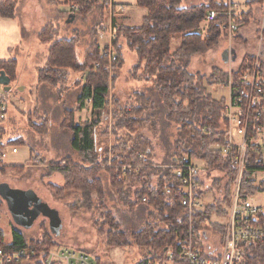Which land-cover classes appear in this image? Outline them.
I'll return each instance as SVG.
<instances>
[{
	"label": "rangeland",
	"instance_id": "1",
	"mask_svg": "<svg viewBox=\"0 0 264 264\" xmlns=\"http://www.w3.org/2000/svg\"><path fill=\"white\" fill-rule=\"evenodd\" d=\"M203 1L184 0L183 5H202ZM232 1L242 5L244 0ZM72 4L74 3L66 0H19L14 14L15 20L21 22L23 36L22 44L16 47L14 52L17 76L10 83L9 92H4L3 87L0 86L8 109L5 120L0 122V145L6 143L14 145L13 148L7 147L12 153L0 162V184H8L17 190H33L50 208L61 214L62 229L58 236H52L48 221L43 218H38L30 229H22L13 223L5 203L0 199V241L4 244H11V234L15 230L24 235L28 248L37 251L43 250L37 248V243L45 238H51L55 245L46 250L61 247L84 252L97 260L98 264H140L153 257V253L147 248L136 247L133 244L115 248L108 247L106 236L103 235L102 230L100 231V228L104 227L105 233L108 228L102 225V220L99 218L97 209L99 200L92 196L91 205L84 207L80 205V195L77 192L66 191L57 194L52 187H63V178L60 174L47 177V167L51 164L64 167L66 160L82 165L81 158L71 148L73 133L70 126H73L75 121L79 125L96 122V149L102 151L100 153L102 159H109V152L116 145L117 139L111 132L114 115L119 110L140 107L142 102L136 95L142 94L145 99L149 100L145 106L146 109H143L144 123L140 134L149 142L153 164L158 166L169 164L167 162L172 159L173 146L178 138L176 127L167 121L166 110L156 95L153 82L143 80L142 68L138 72L134 70L137 59L126 48L121 36L116 37L121 61L109 62L108 59L104 61L108 97L105 107L96 117L92 115V105L84 104L81 109L78 108V98L89 74L99 69L96 68L98 62L90 64V68L69 70L65 79L53 87L38 83V71L44 68L48 59V45L41 42L43 34L47 35L51 32L52 36L58 39L76 37L78 63L85 61L93 43L98 47L99 56L104 49L115 54L114 47L111 48L106 41L98 39L100 27H97V24L100 19L97 12H93L84 19L76 18L71 24H67L64 14L69 13L67 7ZM103 13L107 24L109 15L105 11ZM240 14L237 16L242 21H246L245 26L235 34L236 36L223 34L216 46L207 50L203 55L194 57L189 67L191 73L209 77L212 69L216 68L223 73L232 74L244 60L251 58L255 60L254 63L256 59L259 61L260 70L264 73V13L257 17H253L251 13L247 18ZM131 15L130 26L139 25L140 16ZM203 26H200V33ZM180 41V37L171 41L170 50L174 51ZM230 48L236 50V60L230 62V56H228L229 62L223 64L220 60L221 55L224 51H230ZM217 84L207 87L208 93L216 102L226 100L227 90L221 84ZM83 109L85 110L81 112ZM70 111L73 113L71 114ZM80 112L81 115L75 116ZM43 119L47 120L46 123L44 122L45 128L36 132L31 125H42ZM30 150H32V155ZM98 162L101 164V161L98 160ZM20 165H24V169L20 171H14L8 167ZM221 175L219 172H214L211 176H206V185H211L212 182L215 184L217 180L221 181L220 185H224L225 181ZM98 178L101 182L105 206L114 215L121 231L129 236L132 232L140 230L150 210L141 204L133 208L123 206L105 170L98 172ZM156 178L157 176L148 174L144 181L153 186L157 181ZM141 187V183L128 184L124 187L129 203L137 200V193ZM222 189L223 187L206 193L208 196L205 195L207 196L205 198L210 202L221 198ZM156 222L157 220L153 223ZM216 231L214 232L218 233L219 230L216 229ZM155 253L156 257H160L159 253ZM260 264H264V258Z\"/></svg>",
	"mask_w": 264,
	"mask_h": 264
},
{
	"label": "trees",
	"instance_id": "2",
	"mask_svg": "<svg viewBox=\"0 0 264 264\" xmlns=\"http://www.w3.org/2000/svg\"><path fill=\"white\" fill-rule=\"evenodd\" d=\"M77 4L79 10L76 13H65V18L72 14L76 18H86L93 12H97L101 27L106 22L103 7L99 0H66ZM263 1V0H261ZM19 0H2L0 3V19L15 18V10ZM184 0H137V6L145 9L146 14L142 17L138 28H119L117 37L121 36L125 41L126 48L132 52L136 59L135 71L143 69V80L153 82L154 89L163 108L166 110L167 121L173 123L177 131V140L173 146V156L185 153L191 159H198L205 163L206 170L222 171L225 174L226 184L224 197L219 202L206 205L203 211L194 215L193 232L196 237L205 229L217 230L223 235L224 227L211 224L210 220L216 216L225 218L224 207L228 206L231 190L235 181V170L231 160L224 158L221 151H213L212 147L225 144V124L223 113L225 100L216 102L207 91V87L216 85L214 79L218 78L223 83L228 75L213 68L211 75L206 77L199 73L190 72V64L194 57L203 55L207 50L213 48L219 39L225 34L221 26L226 18L221 13L228 9L227 0H204L202 5L184 6ZM209 11H215L219 15L217 19L209 24L207 34L200 35V26L205 15ZM247 18V17H245ZM114 19V18H113ZM112 19V23L113 22ZM238 29L245 26L246 21L235 17ZM41 42L48 45V59L41 70L38 71V83L55 86L64 80L69 70L90 68V64H100L97 71L91 72L82 86L78 98V108L84 106V102L91 98L92 115L97 116L105 107L108 97L107 75L105 72L106 57L101 58L98 47L92 44L91 51L86 55L83 63H78L76 57V37L71 39H58L51 32L43 34ZM177 37L181 38L179 45L174 51L170 50V43ZM118 39V38H117ZM117 40L112 47L115 48L116 61H121V53L117 47ZM254 59H246L241 66L232 73L235 82L239 75L249 70ZM100 62V63H99ZM90 66V67H89ZM0 72H3L10 83L17 76V63L15 60L0 62ZM142 79V78H141ZM217 84V85H218ZM139 96L140 107L134 109H123L115 113L111 132L117 138L116 145L110 150L109 159L100 157L101 150L96 149L95 128L96 122L84 124L83 126H70L73 133L71 148L81 158L82 165H76L66 160L65 166L51 164L47 167V177L60 174L63 178V187H52L57 194L66 191L77 192L80 195V205L88 207L91 198L95 196L99 200L98 211L102 225L108 230L106 245L111 248L133 244L136 247L147 248L153 253V257L144 260L140 264H160L167 251L177 253L179 245L188 228V221L183 210L177 206V197L167 195L166 189L175 190L176 181L169 170H147L143 169L137 174L121 176L119 167L129 164H140L138 156L144 154L146 162L153 155L148 140L140 134L143 127V109H146L148 99L142 94ZM72 114L73 111H70ZM72 116V115H71ZM47 120L43 119L42 125L32 124L36 132L45 128ZM97 121V120H96ZM45 122V123H44ZM211 128L214 134L210 137L201 136V129ZM120 137V138H119ZM11 143L1 144L0 151ZM108 153V151H107ZM32 155V150H30ZM233 155H230V158ZM101 161V164H99ZM110 163V166L108 164ZM12 170L20 171L24 166H11ZM105 170L110 177L111 185L116 192L119 201L127 208H133L137 204L144 205L149 209L147 220L140 230L132 232L129 236L121 231L114 215L106 208L101 182L98 172ZM157 176L155 187H150L144 179L146 175ZM216 181L215 185H217ZM141 183L142 187L137 193V201L129 203L124 187L128 184ZM264 191L259 185L254 188L252 175L246 171L241 181L240 196L256 195ZM146 196L148 204H143L141 198ZM75 207V205H74ZM156 223H153L156 221ZM161 224V227H160ZM163 226V227H162ZM217 232V231H216ZM12 242L6 245L0 241V247L6 250H17L28 248L24 235L18 231H12ZM45 238V237H44ZM128 241L130 243H128ZM55 245L51 238H45L36 244L37 248L47 249ZM35 246V247H36ZM160 257H156V253ZM264 258V245L250 249L248 260L250 264H260ZM98 264V261L95 260Z\"/></svg>",
	"mask_w": 264,
	"mask_h": 264
},
{
	"label": "built area",
	"instance_id": "3",
	"mask_svg": "<svg viewBox=\"0 0 264 264\" xmlns=\"http://www.w3.org/2000/svg\"><path fill=\"white\" fill-rule=\"evenodd\" d=\"M103 10L109 15V23H105L98 30V39L106 41L112 48L116 40L119 27L112 23V19L122 13L123 7L115 5L112 0H99ZM79 6L72 4L67 7L69 13H76ZM218 13L209 11L203 22L213 23ZM226 21L221 28L225 34L231 36L238 31L235 20V7L228 2V9L221 13ZM102 57L109 62L116 61V54L109 50L103 51ZM259 61L242 72L235 82L231 73L221 83L227 90L223 121L225 124V144L212 147L213 151H221L224 158L231 160L235 170V181L231 190V197L226 209V217L222 225L223 235L205 229L196 237L193 232L194 215L201 212L202 195L215 191L214 183L206 185L202 176H211L214 171L208 172L206 165L201 167L185 153L176 155L170 164L158 166L150 160L146 162L144 154L138 156L140 164H129L119 167L121 176L137 174L143 169L169 170L176 181L175 190L166 189V194L177 197V206L183 210L188 221V228L179 245L177 253L167 251L160 264H250L248 255L250 249L264 245V191L256 195L240 196L242 177L246 171L252 175L254 188L264 187V73L261 72ZM100 64H96L99 68ZM214 81L219 83V79ZM92 105L91 98L84 102ZM7 105L0 91V122L7 114ZM201 136L210 137L214 134L211 128H203ZM7 148L0 151V162L8 155ZM230 155H233L230 158ZM199 161V160H198ZM205 164V163H204ZM110 166V163L108 164ZM156 182L153 186L155 187ZM225 187V186H224ZM139 191V190H138ZM261 195L260 200L257 197ZM223 196L219 198L222 200ZM137 201V200H136ZM136 201H131L135 203ZM143 204L149 199L141 198ZM0 264H96L95 260L84 252L64 249L61 247L41 251L36 249L6 250L0 247Z\"/></svg>",
	"mask_w": 264,
	"mask_h": 264
},
{
	"label": "crops",
	"instance_id": "4",
	"mask_svg": "<svg viewBox=\"0 0 264 264\" xmlns=\"http://www.w3.org/2000/svg\"><path fill=\"white\" fill-rule=\"evenodd\" d=\"M113 3L115 5L121 6L123 7V11L122 13L116 15L113 19L114 24H116L119 28H138L140 26H130V22L132 21V15L131 14H138L140 16V23H141V19L142 17L146 14V10L142 9L140 7L137 6V0H112ZM229 2L230 5L235 7V14L236 16L238 14H240V16H245V17H250V14L252 13L253 17H257L258 15H263L264 13V0H244L242 5L239 3H234L232 0H227ZM2 2V0H0V3ZM242 6V7H240ZM17 9V8H16ZM203 26V28L201 27L202 32L200 33V35H203L202 37H204L207 32H208V27L209 25H207L205 22H202L201 24ZM241 29V28H240ZM240 29H238V31L236 33H234L233 35L239 33ZM22 25L20 20L16 21L15 18L13 19H0V62H9L14 59V52H15V48L18 47L20 44H22ZM236 36V35H235ZM238 36V35H237ZM228 51V50H227ZM231 52L234 53V56L236 57V50L230 48V51H228V56H230V62H234L236 60L232 59V54ZM221 62L223 64H227L229 62V58L227 59V61H224L223 58V54L221 55L220 58ZM16 61V60H15ZM216 87V86H215ZM213 87V88H215ZM85 109L81 110V112H83ZM78 113L75 114V116L77 115H81L82 113ZM90 119V118H89ZM74 126H83V125H79L77 123V121H75ZM9 148H13V147H9ZM7 148V151L9 153H12L11 151H9ZM8 153V154H9ZM175 156H173L172 154V159ZM30 158V155H29ZM172 159L170 161H168L167 163H171ZM29 160V159H27ZM195 163L201 167H204L205 164L202 161H198L195 160ZM5 165V164H4ZM7 166V165H5ZM20 166H24V165H20ZM11 167V166H8ZM214 172H219L221 173L225 183L224 185H220L221 181L217 182V185L214 186L215 190H218L219 188H224L225 184H226V178H225V174L222 171H214ZM213 172V173H214ZM156 177V176H155ZM157 179V178H156ZM202 180H204L205 182V176H202ZM216 181V180H215ZM220 185V186H219ZM223 190V189H222ZM207 194L202 195L201 197V210H203L206 205L214 203V202H219L220 199H215L212 202L209 201V199H206L205 196ZM210 196V194H209ZM259 196V195H258ZM261 195L259 197H257V200H261ZM205 198V199H204ZM205 202V206H203ZM227 207H224V210L226 211ZM225 221V218H218L216 216L212 217L210 220L211 224H223ZM12 242V240H11ZM8 245V244H6Z\"/></svg>",
	"mask_w": 264,
	"mask_h": 264
},
{
	"label": "water",
	"instance_id": "5",
	"mask_svg": "<svg viewBox=\"0 0 264 264\" xmlns=\"http://www.w3.org/2000/svg\"><path fill=\"white\" fill-rule=\"evenodd\" d=\"M74 21V15H70L67 24ZM232 59H235L231 52ZM224 61L228 59V51L223 52ZM10 79L0 72V86L4 92L10 91ZM0 199L5 203L7 211L13 223L22 228L30 229L38 218L48 221V228L52 236H58L62 229L61 214L48 206V204L36 195L33 190H17L11 188L8 184H0Z\"/></svg>",
	"mask_w": 264,
	"mask_h": 264
}]
</instances>
